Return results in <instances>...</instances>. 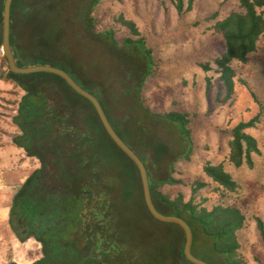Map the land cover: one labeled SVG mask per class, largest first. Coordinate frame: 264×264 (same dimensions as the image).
I'll return each mask as SVG.
<instances>
[{"label": "trees", "instance_id": "1", "mask_svg": "<svg viewBox=\"0 0 264 264\" xmlns=\"http://www.w3.org/2000/svg\"><path fill=\"white\" fill-rule=\"evenodd\" d=\"M102 1L104 0H69L64 5L62 0H12L9 10V45L15 64L20 68L44 65L60 69L97 100L113 131L144 164L149 195L155 210L166 216L180 218L191 230L190 252L194 257L207 264H245L236 236V232L243 227L245 217L235 203L227 204L223 200L226 194L236 192L237 184L221 163H197L202 174L216 186V192L222 197L220 202L209 209L205 208V199L199 194L205 186L199 179L189 184L186 199L180 192L174 196L162 192L164 185L179 183L170 175L175 160L181 158L194 162L196 152L192 136L202 127L205 115L199 116L182 110L176 102H171L161 114L149 108L142 97L145 81L151 76L166 75L162 64L153 59L154 41L149 30L139 33L135 25L122 15L115 19V22L127 30V35L120 40L114 37L111 26L95 31L93 9ZM192 1L167 0L180 27L185 29L199 25L197 20L190 23L183 21L184 14L191 9ZM234 1L237 10L229 12L212 25V30L223 43L222 52L212 63L225 92L224 100L229 99L233 93L234 71L230 67L231 62L244 63L264 33V0ZM2 4L3 0H0V39ZM51 7L60 10L58 22L61 27H67L61 22L67 17L71 27L80 30L77 33L83 39V46L89 47L91 51L89 65L80 60L73 66L59 58L36 53L31 57L29 39L26 37L21 41L16 27L30 21L34 10L40 12ZM213 17L214 15L206 19ZM70 56L71 54H66L65 58L69 59ZM96 66L98 69H114L113 73H108V79L104 83L89 70ZM200 67L204 73L209 71L207 63ZM0 81L22 92L18 100L11 104L14 113L10 117V124L16 132L10 137L9 143L22 150L25 157L36 158L40 162V167L34 168L8 196L7 224L11 233L19 243L32 239L39 244L37 258L29 264H97L95 260L87 258L86 248H78V240L74 235L81 219L78 215L81 206L77 201L81 183L88 181L90 187L98 190L104 182L97 172L102 167L92 151L94 133L88 127L86 116L75 105L72 106L62 88L84 103L110 145L127 163L130 164V161L106 136L91 105L70 90L60 78L45 73L14 75L7 70L6 62L0 56ZM204 83V93H208L209 78L204 77ZM250 96L254 100L252 93ZM46 100L60 105L58 114L52 115V119L63 117L74 129L72 136L68 131L62 135L59 131L56 135L50 133L56 122L50 120L44 111ZM258 120L259 113L232 127L214 129L219 137L227 138V162L234 169L242 166L250 168L252 155L259 154L255 139L247 133V130L255 127ZM159 128H163L176 142L169 141L168 137L162 138L157 131ZM39 135L42 136L41 140L35 141ZM65 143L73 146H64ZM131 168L138 185L140 204L150 217L142 201L135 168L133 165ZM161 171L166 172L163 178L158 176ZM48 182L54 183L52 189L46 187ZM83 214L85 210L82 211ZM252 219L258 241L264 245V224L258 217L252 216ZM172 226L179 232L176 257L190 264L181 254L183 233L178 226ZM117 242L115 237V243ZM196 243L202 249L198 253L194 251ZM119 245L118 250L123 256L125 249L120 243ZM125 254L136 261L131 253ZM5 264L16 263L8 260ZM258 264H261L260 261Z\"/></svg>", "mask_w": 264, "mask_h": 264}, {"label": "rangeland", "instance_id": "2", "mask_svg": "<svg viewBox=\"0 0 264 264\" xmlns=\"http://www.w3.org/2000/svg\"><path fill=\"white\" fill-rule=\"evenodd\" d=\"M67 1L62 0L64 5H67ZM233 10H237L234 0H193L183 21L190 23L197 20L199 25L186 29L180 27L167 0H104L94 7L93 14L95 31L111 26L117 40L127 35V30L115 22L119 15L131 21L139 33L149 30L155 45L153 59L166 69V75L151 76L144 83L142 97L153 112L161 114L171 102H176L182 110L205 115L202 127L192 136L196 152L194 162L181 158L175 160L170 175L179 183L164 185L162 192L170 196L180 192L186 199L189 184L199 179L205 183L199 194L205 199V208L209 209L220 202L222 197L216 192V186L202 174L197 163H221L237 184L236 192L226 194L223 200L227 204L235 203L245 217L243 227L236 232L239 252L245 264H258V261L264 264V245L258 241L252 219V216L258 217L264 224V33L244 63L231 62L230 67L234 71L233 93L229 99L224 100L225 92L212 63L222 52L223 43L212 30V25ZM59 11L52 7L40 12L34 10L30 21L26 18L27 23L16 27L20 40L24 41L26 37L29 39L31 57L36 53L59 58L73 66L80 60L89 65L91 51L89 47L83 46V39L77 33L80 30L73 29L67 17L61 21L67 27H61L58 22L61 17ZM212 15V19H206ZM66 54H71L69 59L65 58ZM206 63L209 71L204 73L200 65ZM89 70L104 83L108 73H113L114 69H98L96 66ZM204 77L209 78L208 93H204ZM62 90L72 106L75 105L86 116L88 127L94 133L92 151L98 157L99 166L113 178L109 189L115 201L112 209L115 215V236L125 249L123 255L131 253L136 258L135 264H187L176 257L178 230L172 224L157 222L145 214L130 164L97 128L84 103L66 89ZM21 95V91L0 81V211L7 207V196L13 191L15 183L23 181L38 165L32 158L25 157L22 150L9 143L10 137L16 132L10 124V117L14 113L11 104ZM258 113V122L247 133L255 139L259 154L252 155L250 168L242 166L234 169L227 162V138L219 137L214 129L229 128L240 121L246 122ZM157 131L162 138L168 137L169 141L176 142L163 128ZM164 172L158 174L159 178L164 177ZM1 191L9 194L6 196ZM5 247L6 243L0 244V264L5 257L13 256L9 246L8 250ZM200 250L199 243H196L194 251L198 253ZM37 255L38 250L33 242L24 262L35 259Z\"/></svg>", "mask_w": 264, "mask_h": 264}, {"label": "flooded vegetation", "instance_id": "3", "mask_svg": "<svg viewBox=\"0 0 264 264\" xmlns=\"http://www.w3.org/2000/svg\"><path fill=\"white\" fill-rule=\"evenodd\" d=\"M59 107V104L50 101L48 102V100H46L44 111L47 112V115L50 117V120L56 122L54 125H52V130L50 133L56 135V133L59 131V134L62 135L65 133V131H68L69 135L72 136L74 129L72 128L71 124L67 123L63 117L57 116L56 118L52 119V115L58 114L60 109ZM102 112L104 114V111ZM106 120L110 127L113 128L109 119L107 118ZM116 135L119 139L121 138L118 134ZM41 138L42 136L39 135L35 141H40ZM120 140L122 141V139ZM122 142L126 146L124 141ZM64 146L72 147L73 144L65 143ZM39 153L42 155V152ZM120 153L122 152L120 151ZM47 159H49V157H47ZM33 160L36 161V163L38 164L37 166L40 167V162L38 161V159L33 158ZM132 165L133 164L130 162V166ZM142 165L146 171V168L143 163ZM100 169L101 171L97 172H99V174L102 176L104 182H102L98 190H95L94 188L90 187L88 181H83L81 183L82 186L77 194V201L80 203L81 206L78 215L81 219L79 224L77 225L76 234L74 235V238L78 240V248H86L87 258L95 260L97 264H135V260L132 261V259L126 256V254H124L123 256L120 255V251L118 250V246H120L119 241L115 243L116 224L115 215L112 211L115 206V201L114 196L112 195V192L109 189V185L112 183L113 178L111 177V175L109 176L104 169ZM135 172L137 174L136 168ZM43 181L45 182L46 179ZM53 184V182H48L46 183V187L48 186L50 189H52ZM83 210H85V214L82 215ZM32 241L36 243L34 240ZM36 245L38 250L39 244L36 243ZM127 253L129 254V252Z\"/></svg>", "mask_w": 264, "mask_h": 264}, {"label": "water", "instance_id": "4", "mask_svg": "<svg viewBox=\"0 0 264 264\" xmlns=\"http://www.w3.org/2000/svg\"><path fill=\"white\" fill-rule=\"evenodd\" d=\"M12 0H3L1 10V39L0 48L1 56L6 62L7 70L14 75H28L35 73L51 74L60 78L70 90L76 95L86 100L93 108L95 115L104 130L105 134L112 141V143L126 156V158L135 166L138 174V180L141 190L143 204L152 219L157 222L172 224L178 226L183 233V244L181 247V254L184 259L190 264H207L206 262L194 257L190 252L192 234L189 227L180 218L175 216H166L155 210L151 203L146 171L142 162L127 148L123 142L117 137L110 125L108 124L102 109L97 100L88 92L81 89L64 71L44 65H37L32 67L20 68L15 62L9 45V10Z\"/></svg>", "mask_w": 264, "mask_h": 264}, {"label": "crops", "instance_id": "5", "mask_svg": "<svg viewBox=\"0 0 264 264\" xmlns=\"http://www.w3.org/2000/svg\"><path fill=\"white\" fill-rule=\"evenodd\" d=\"M20 182H22L21 180L17 183H15V185L13 186V188H15L16 186H18L20 184ZM7 196L9 193H6L4 191H1V194H4ZM7 201H8V196H7ZM0 244L3 245V243H6V247L4 249L7 248L8 250V246L10 248V252L13 256L9 257V258H4L3 263L5 264L8 260L15 262L16 264H29L31 261H25L24 259H26L28 253H29V247L30 244L33 243V241L31 239L26 240L23 243H19L13 236V234L11 233L8 224H7V207L6 208H2L0 211ZM36 244V243H35ZM37 247V245H36ZM3 249V250H4ZM20 249L22 251V253L20 252ZM22 256H20V254ZM2 254V253H1ZM23 257V258H22ZM23 260V262H22Z\"/></svg>", "mask_w": 264, "mask_h": 264}, {"label": "built area", "instance_id": "6", "mask_svg": "<svg viewBox=\"0 0 264 264\" xmlns=\"http://www.w3.org/2000/svg\"><path fill=\"white\" fill-rule=\"evenodd\" d=\"M1 53H2V52H1V48H0V56H1Z\"/></svg>", "mask_w": 264, "mask_h": 264}]
</instances>
